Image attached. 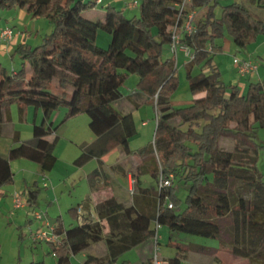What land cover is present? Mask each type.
I'll list each match as a JSON object with an SVG mask.
<instances>
[{"label": "trees", "instance_id": "16d2710c", "mask_svg": "<svg viewBox=\"0 0 264 264\" xmlns=\"http://www.w3.org/2000/svg\"><path fill=\"white\" fill-rule=\"evenodd\" d=\"M136 1L140 3V15L129 17L108 3L101 16L88 19L85 13L97 8L95 0H0V10L27 7L33 17H46L53 25L41 44L17 45L22 58L18 70L9 72L0 63V118L3 109L12 104L21 109L27 105L42 108L46 119L53 111L66 107L63 121L86 113L90 129L98 136L91 143L80 144L82 152L75 164L83 165L117 146L131 152L130 138L137 132L133 114L123 113L117 105L124 97L122 87L127 79L138 74L137 91L154 105L157 124L153 141L135 153L141 158L152 155L149 171L157 182L161 175L172 176V181L177 179L187 186V195L184 208H169L166 197L181 208L172 182L162 190L141 188L143 203L139 207L125 206L115 198L99 203L97 214L109 222L112 230L119 226V218L126 216L125 226L130 232L119 235L120 246L115 248L130 249L154 237L156 228L151 224L155 222L172 231L217 239L219 248H224L225 240H229L233 244L230 251L264 258V175L257 160L251 166V174L243 166L234 168V154L220 148L221 138L231 137L245 140L258 153L256 128L264 127V77L250 82L247 91L242 92L237 85L228 86L223 81L214 62L215 53L223 48L218 39L223 37L225 27L232 41L245 47L264 35V20L239 2L223 5L221 16H217L218 0H190L189 9L179 7L183 0ZM190 12H195L196 29L182 34L181 42L193 49V58L184 66L189 89L202 95L186 106L176 107L172 93L179 85L177 58H164L163 48L173 43V27L182 26ZM99 29L111 35L107 48L97 44ZM199 67L203 69L194 73ZM54 130L51 124H34L32 138L20 142L15 136L19 143L7 157L0 155V188L14 180L13 159L35 161L43 172L55 167L58 136L48 138ZM238 180L244 181L254 196L245 210L239 205L231 206L220 188ZM24 192L27 206H34L40 188L26 185ZM70 213L76 217L74 208ZM55 232L62 237L60 243H48L57 264H67L69 254H77L103 238L99 221L64 228L59 219ZM106 241L109 246L114 245L111 237H106ZM176 244L179 251L168 259L169 264H177L178 256L191 248L189 244ZM114 250L107 264L116 261L120 251ZM90 262L101 263L95 257H88L87 263ZM27 264L46 263L41 260Z\"/></svg>", "mask_w": 264, "mask_h": 264}, {"label": "rangeland", "instance_id": "374dc122", "mask_svg": "<svg viewBox=\"0 0 264 264\" xmlns=\"http://www.w3.org/2000/svg\"><path fill=\"white\" fill-rule=\"evenodd\" d=\"M128 1H131L132 5L135 7H129L130 5L127 3ZM134 2L135 1L133 0H103V4L98 3L97 10L95 9L86 12L85 17L93 19L98 16V13L105 10V6L108 3H111L117 8L125 7V9H127L125 14L129 17L140 15L141 11L140 6L138 5L139 2ZM233 2L241 3L255 17L264 20V0H218L215 7L217 16H221L223 5L231 4ZM189 6L190 1L186 0L185 8L189 9ZM185 21L186 20H184V22ZM6 28H12L15 34L14 39L9 44H2L3 47L0 48V63L11 72L13 69L18 70L22 65V58L16 51L17 45L20 43H28L32 46L41 44L44 41V37L52 31L53 25L46 17H33L29 13L27 7H12L0 10V32ZM187 33L188 32L186 31H181L180 36ZM110 41V33L104 29H99L97 33V44L102 48H107L109 47ZM218 42L223 48L215 53L214 62L218 65L221 71V77L228 86L237 85L242 92H246L250 82L261 80V78L264 77L263 34H260L256 40L251 41L245 47H240L232 41L229 31L227 27H225L224 35L218 39ZM179 43H176V49L178 47L177 54L173 46L166 44L163 48V57L169 58L176 56L177 58L179 85L172 93V100L176 107H183L190 104L192 99L198 96V94H193L189 89V79L184 66L193 54V49L188 48L185 43ZM8 45L11 46L9 50L6 49ZM180 46H183L182 49L189 52L188 55H186L185 51H181ZM207 47H210V45L207 44ZM235 57L255 60L259 66L258 70L252 74L242 75L234 63ZM202 69L203 68L199 67L194 73H198ZM138 80V74H133L127 79L122 87L124 97L121 100V103L117 105L123 113L132 112L133 114L137 132L130 138L131 152H126L121 146L114 147L107 156L109 164H113V183H107L108 179L103 176L99 180H96L103 186L112 185L114 187H124V190L127 192V180L129 182V177L127 178V176L130 173L132 176L131 179L133 180V191L129 190V193H127V198L130 202L124 203L125 206L128 207L132 205L139 207V205L143 203L141 196L138 195V187L141 185V180L143 181L144 186L158 187L157 180L149 172L153 165L152 155L147 158H141L135 153L137 149L153 141L157 124V112L154 105L146 99V95H144V98V96L137 91ZM62 108L64 110L66 107ZM54 112H56V110ZM64 115L65 113L61 115L60 119L57 121L58 124L61 122ZM172 116L170 115L169 117ZM89 122V116L86 113H81L73 118L68 125H62L58 128L59 137L55 145L54 153L58 156L61 162H65L67 157L69 158L71 150H76V147L78 148V144L76 145L73 142L77 141L78 143H81L84 141H91L90 138L94 135L89 127ZM183 128H186V126ZM256 141L260 144L258 153H256L245 140L231 137H222L220 148L226 153L232 152L234 154L236 157L234 168L238 169L243 166V168H246L247 174H251V166L254 161L257 160V165L264 175V127L256 128ZM92 162L98 164L97 160L88 161L86 166L90 167V171L95 167L91 166ZM15 170L18 175H22L20 174L22 170H19L17 166H15ZM210 181H213L211 175ZM173 186L175 187L177 196L181 199V208L175 206L176 210H179L185 207L187 186L182 182H178L177 179H174ZM84 187V182L79 185L78 183H75L74 189L70 182L67 190L64 191V196L58 198V201L49 210L50 199L45 195H41L38 201L39 204L36 206L38 212L42 213L44 218L50 219L53 224L58 215H63L67 224L70 223V221H73V217L71 216L69 209L70 207L77 206L76 197L72 199V196H77L81 193ZM220 188L224 194H226L229 204L231 206L239 205L241 210H245L247 207L246 203L254 199L253 193L249 190L244 181L238 180L231 183V185H226L224 187L221 185ZM212 201L217 202L216 199H212ZM142 207H144V205ZM16 212V216L12 218L8 217L5 212L0 210V264H27L31 261L41 260L45 261L46 264H57V259L53 254L52 249H50L51 255L47 254L49 248L47 243H43V245L40 243L36 244L30 238L29 220L34 219V210L29 211L31 215L30 218H27L28 215L26 214L25 208H21ZM85 220L86 219H83V221ZM118 221L119 226L117 225L112 230L109 222L106 220L110 228L108 234H105L104 226H101V233L105 238V241L106 237H111L114 242L113 244L116 246H120L119 235L121 233L128 234L130 232L129 228L125 226V215H122ZM20 224L22 226H20ZM99 224L101 225V222H99ZM151 225L154 228H157L155 222ZM156 230H158V241H160L158 247L159 259L164 257L166 259L171 256L175 257L176 253L179 251L176 243H183L189 244L191 248L187 251H183L178 256L177 264H264L263 257H258L255 254H251L250 257H244L230 251L229 249L233 247V244L229 242V240H225L224 248H219V241L214 238H205L172 231L167 226L163 225H159ZM228 230L231 231L232 226H230ZM125 240L128 242L127 239ZM128 254L131 255V253H127L121 256L119 259L120 264H124L123 260L128 259L126 257ZM110 258L111 256H106L102 259L110 260ZM131 259L134 262L137 258L133 257ZM103 262L105 261L103 260Z\"/></svg>", "mask_w": 264, "mask_h": 264}, {"label": "crops", "instance_id": "0c3cea01", "mask_svg": "<svg viewBox=\"0 0 264 264\" xmlns=\"http://www.w3.org/2000/svg\"><path fill=\"white\" fill-rule=\"evenodd\" d=\"M135 1V0H133ZM139 2V1H137ZM130 6L129 7H135L132 5L131 1L127 2ZM103 4V1L102 3ZM140 5V3L138 4ZM98 7V5H97ZM97 10V8H95ZM124 10L126 13L127 9L125 7L119 8ZM135 9V8H134ZM104 10L100 13H98L99 16L102 15ZM11 46L8 45L6 49L9 50ZM17 70V69H16ZM252 74V73H251ZM260 75V73H259ZM262 79V78H261ZM256 82V81H252ZM202 94H199L198 96H201ZM196 96V97H198ZM145 98V97H144ZM67 113V108L63 110L62 107L58 108L56 112H52L48 118L46 119L45 113L42 108H36L33 105H27L24 106L22 109L17 104H12L8 109L4 108L2 111V116L0 118V155L7 157L9 150L18 144L17 139L15 136L17 135L21 141L28 140L32 138L33 135V127L34 124H51L52 128H55L53 133H51L48 138H52L53 136H58V128L62 125H68V123L71 122V120L75 117L68 118L66 121H63V118L61 119V122L58 124L57 121L60 119L61 115ZM58 124V125H57ZM57 125V126H56ZM94 136L90 138L91 141H84L87 143H91L95 141L98 136L93 133ZM59 137V136H58ZM74 144H78V148L76 147V150H71V154L69 155V158L65 160V162H61L58 160L55 165V167L51 171L43 172L42 167L40 164H38L35 161H32L27 158H17L11 160V168L14 172V180L12 183L4 184L0 188V210L5 212L8 217L14 218L16 216V211L20 210L21 208H16L13 204L14 198L16 195H23L25 196V186L30 185L34 186L35 184L40 188V194L38 195L37 202L32 207L26 206V214L28 215L27 218H30V212L31 210H34V219H30V231L29 235L32 240L31 234L32 231H35L39 228L46 227L48 225H57L59 223V219L63 222L64 228H69L76 224H81L85 221L89 222H101V226H104V232L105 234H108L110 231L109 224L106 222V219H101L97 214V205L104 200H107L109 198H115L119 202L122 203H129L127 193L131 190L133 191V180L131 179L132 176L129 173L127 178L129 177V182L127 180V192L124 190V187H114L112 185H100L96 180H99L100 178L106 177L108 179L107 183H113V164H109L108 162V154L107 152L105 155L101 157H93L89 161H98V164L95 162H92L91 166H95L92 171H90V167L86 166V162L83 165H77L75 164L74 160L81 154L82 150L80 148V144L77 141L73 142ZM60 165V166H58ZM15 166L19 168V170H22L20 174L18 175L17 171L15 170ZM58 167V168H57ZM91 167V168H93ZM150 172V171H149ZM100 175V176H99ZM96 176V177H95ZM72 183V187L75 189V183H78V185L81 183H85L84 189L79 193L75 199L77 200V206L70 207L74 208L76 210V217L75 215L71 216L73 217V221H70V223L67 224L66 219L63 215H58L57 219L54 221L53 224L50 219H46L43 217L42 220H38L35 218V213L38 212L37 205L39 204V198L41 195H45L47 198L50 199L49 201V208H52L53 205L58 201V198H62L64 196V191L67 190L69 183ZM141 185L138 187V195L143 187H149L144 186L143 181L141 180ZM155 189L156 187H151ZM126 195H125V194ZM71 194V191H70ZM69 209V210H70ZM80 210V211H79ZM83 219H86L83 221ZM37 222V223H35ZM37 224V226H36ZM55 225V226H56ZM157 225V224H156ZM20 226H22L20 224ZM35 226V227H34ZM152 228H154L151 225ZM158 233V232H157ZM159 237V235H158ZM104 238V237H103ZM101 239L97 242L91 243L87 248L83 249L81 252L77 254H69V262L67 264H95L94 262L87 263L88 257H95L100 260V264H107L108 260L102 259L106 256H111V253L113 252V249H115V252H119L121 249L118 247L115 248L116 245L109 246L105 238ZM154 240V241H153ZM33 241V240H32ZM155 242V244H154ZM43 245V243H47L49 246L48 248V255H51L50 252V244L48 242H37ZM36 243V244H37ZM160 241L155 239V236L148 239L147 241H144L143 243H140L130 249H123L118 253L116 256V261L112 264H120L119 259L121 256L131 253V255L128 254L126 256L128 259L123 260L124 262H129L130 264H145V263H154L155 255L159 258L158 255V247H159ZM54 254V253H53ZM55 255V254H54ZM56 257V256H55ZM137 258L134 262L131 258ZM167 257L160 258V260H163L168 262L169 258ZM57 259V257H56ZM103 260L105 262H103Z\"/></svg>", "mask_w": 264, "mask_h": 264}, {"label": "built area", "instance_id": "2783aa9c", "mask_svg": "<svg viewBox=\"0 0 264 264\" xmlns=\"http://www.w3.org/2000/svg\"><path fill=\"white\" fill-rule=\"evenodd\" d=\"M95 1L97 3L102 2V0H95ZM134 3H137V1L135 0ZM185 7H186V0L185 1L183 0V2L180 4V8L183 9ZM194 15H195V12H190L188 14V16L184 19L186 21L185 22L183 21L182 26L175 25L174 28H173V32H174V34H173V43L171 44V46H173V48H175L176 54H177V49H178V47L176 49V43H179V42L183 43V42H181V36H180L181 35V31L182 32L186 31V32H188L187 34H191L196 29V27L194 25V22H193ZM14 34H15V32H14V30L12 28L3 29L0 32V48L3 47L2 44H9L14 39ZM186 46L188 48H191L187 44H186ZM180 47H181L180 48L181 51H185V49H182L183 46H180ZM208 48H210V47H208ZM185 53H186V55H188L189 52L185 51ZM192 58H193V54L190 56L189 60L192 59ZM234 63L236 64V66L238 67L239 72L242 75L254 73L255 71L258 70V67H259L257 62L255 60H253V59H240L238 57H235L234 58ZM172 178H173L172 176L166 178L163 175H161L160 178H159V182H158L159 190H162L163 188L171 186L172 182H173ZM166 203H167V206L169 208H171V209L175 208L173 201L169 200L168 197H166ZM13 204H14V206L16 208H25L27 206L26 199L24 198L23 195H16L15 198H14ZM35 218L38 219V220H42L43 219V214L40 213V212H36L35 213ZM158 226L159 225L157 224V228H158ZM55 227H56L55 225H53V226L48 225L46 227H42V228H39V229L33 231L32 234H31L32 240L33 241H37V242L38 241L39 242L45 241V242H51V243H60V240H61L62 237L56 234ZM157 232H158V230H156V233H155V239L156 240L158 238V233ZM154 263L155 264H166V262L163 261V260H160L157 257V255H155Z\"/></svg>", "mask_w": 264, "mask_h": 264}]
</instances>
